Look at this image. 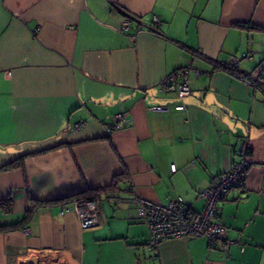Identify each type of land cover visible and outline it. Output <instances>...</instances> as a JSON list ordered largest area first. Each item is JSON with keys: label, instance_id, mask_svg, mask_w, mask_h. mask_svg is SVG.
<instances>
[{"label": "crops", "instance_id": "crops-1", "mask_svg": "<svg viewBox=\"0 0 264 264\" xmlns=\"http://www.w3.org/2000/svg\"><path fill=\"white\" fill-rule=\"evenodd\" d=\"M242 52L251 57L230 70ZM262 62L264 0H0V199L13 205L0 226L30 212L0 231V264H264ZM188 64L181 98L162 82ZM115 114L129 121L109 133ZM244 141L245 181L217 202L232 244L176 237L148 250L133 196L199 212V192L240 160ZM122 173L119 190L88 197L98 207L91 228L71 203L32 201Z\"/></svg>", "mask_w": 264, "mask_h": 264}, {"label": "built area", "instance_id": "built-area-1", "mask_svg": "<svg viewBox=\"0 0 264 264\" xmlns=\"http://www.w3.org/2000/svg\"><path fill=\"white\" fill-rule=\"evenodd\" d=\"M153 22L159 21L158 16H153ZM130 20L127 18L122 22L120 30L130 29ZM251 52H242L241 56L230 55L227 67L235 71L241 58H250ZM264 63V62H262ZM191 69L190 64L181 67L172 74L167 75L162 84L170 86L176 90L179 97L183 98L190 93L188 72ZM236 72V71H235ZM242 79L250 84L246 75H240ZM253 85L262 82L259 76L251 81ZM154 110L168 111L165 106H154ZM175 110H184V104L176 105ZM129 121L123 114H115L109 124L106 125L107 132H112L117 128V123L126 124ZM80 122L76 125L79 126ZM247 141H244L239 152L240 160L231 164V167L217 176L213 177L199 196L204 199V206L199 212H190L186 207L176 200H169L166 204L134 195L137 216L145 222L149 231V238L146 241V248L154 250L159 242L167 238L176 237H206L209 242L216 243L222 241L227 249L232 241L227 238L226 227L216 219L218 211L217 202L221 196L236 185H243L245 181V172L247 167L246 153ZM172 169L173 166H172ZM69 209L77 215L80 227L83 229L94 227L98 224V207L94 200L89 198L75 199L71 202ZM28 232V228H24Z\"/></svg>", "mask_w": 264, "mask_h": 264}, {"label": "trees", "instance_id": "trees-1", "mask_svg": "<svg viewBox=\"0 0 264 264\" xmlns=\"http://www.w3.org/2000/svg\"><path fill=\"white\" fill-rule=\"evenodd\" d=\"M22 161H23V157H20L16 160L10 161L6 165H4L2 169L8 170V169H12L18 166L21 167ZM125 178H126V173H122L121 175L116 176L110 185H107L104 187L95 188V189L86 188L81 193L67 196L64 198H60L57 200H52V201H45V202L35 201V200H32V201L36 206H40L46 203H54V202H60L61 204H68V203H71L75 199H82V198H88V197L94 199L96 194H100V193L107 194L108 192H114V191L119 190L121 183L122 181L125 180ZM12 206H13L12 200L10 197H7L5 199H0V210H2L4 213H10L12 211ZM29 217H30V212H27L25 217L20 222L12 224V225L0 226V231H6L9 229L17 228L21 226L23 222H26L29 219Z\"/></svg>", "mask_w": 264, "mask_h": 264}, {"label": "water", "instance_id": "water-1", "mask_svg": "<svg viewBox=\"0 0 264 264\" xmlns=\"http://www.w3.org/2000/svg\"><path fill=\"white\" fill-rule=\"evenodd\" d=\"M30 262H32L33 264H37L35 259L29 260Z\"/></svg>", "mask_w": 264, "mask_h": 264}]
</instances>
